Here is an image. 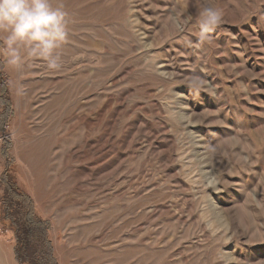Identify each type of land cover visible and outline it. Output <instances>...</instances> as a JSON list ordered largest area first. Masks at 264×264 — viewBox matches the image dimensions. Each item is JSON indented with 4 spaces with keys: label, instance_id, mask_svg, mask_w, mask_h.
<instances>
[{
    "label": "rangeland",
    "instance_id": "374dc122",
    "mask_svg": "<svg viewBox=\"0 0 264 264\" xmlns=\"http://www.w3.org/2000/svg\"><path fill=\"white\" fill-rule=\"evenodd\" d=\"M52 4L58 70L9 66L0 33V174L46 222V261L264 264V0ZM16 241L0 216V264Z\"/></svg>",
    "mask_w": 264,
    "mask_h": 264
},
{
    "label": "clouds",
    "instance_id": "9594fccd",
    "mask_svg": "<svg viewBox=\"0 0 264 264\" xmlns=\"http://www.w3.org/2000/svg\"><path fill=\"white\" fill-rule=\"evenodd\" d=\"M66 15L60 7H53L52 0H0V33L8 65L18 68L32 58L43 60L50 70H58L61 57L57 50L68 36ZM222 19V11L206 3L199 12L198 39L211 43L209 33ZM169 23L176 31L183 30L184 22H177L175 17ZM197 85L203 86L198 78L188 81L189 87ZM256 207H264V202Z\"/></svg>",
    "mask_w": 264,
    "mask_h": 264
},
{
    "label": "trees",
    "instance_id": "16d2710c",
    "mask_svg": "<svg viewBox=\"0 0 264 264\" xmlns=\"http://www.w3.org/2000/svg\"><path fill=\"white\" fill-rule=\"evenodd\" d=\"M4 92L5 83L3 82L2 93ZM5 119L6 114H3V125L6 124ZM1 185L4 187V193L0 198V216L3 221H8L15 231L17 239L15 254L18 261L21 264H49L44 253V243H47L45 241L46 222L34 215L31 198L17 185L8 169L0 174Z\"/></svg>",
    "mask_w": 264,
    "mask_h": 264
}]
</instances>
